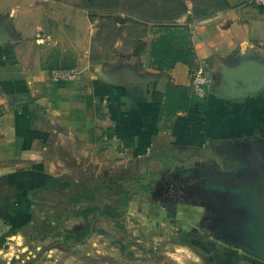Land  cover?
Returning <instances> with one entry per match:
<instances>
[{
  "label": "crops",
  "instance_id": "obj_1",
  "mask_svg": "<svg viewBox=\"0 0 264 264\" xmlns=\"http://www.w3.org/2000/svg\"><path fill=\"white\" fill-rule=\"evenodd\" d=\"M225 1L226 9L205 19L189 20L187 15L178 19L179 25L188 28L192 63L179 60L160 69L152 56V42L158 36L152 23L143 49L119 41L105 55L94 54L92 48L66 52L51 48L59 39L48 43L55 31L49 27H56L57 37L64 38L70 26L74 35L79 31L77 13L67 20L57 13L53 20L47 16L39 22L32 0H0V33L8 35L0 43V235L30 219L32 205L26 203L32 190L68 174L66 160L80 166L98 163L103 152L110 163L146 164L151 159L161 164L162 154L171 163L201 155L207 159L205 166L219 163L224 169L222 165H230L234 157L227 145L247 140L264 146V86L245 98H227L219 90L229 85L225 75L232 77L233 71L248 79L264 74V4ZM187 5L192 6L190 1ZM40 30L42 38L34 39ZM214 64L221 67L218 80L211 72ZM199 65L210 76L211 87L206 97L190 103V76ZM59 68H77L80 77L52 78L51 71ZM123 68L144 81L121 84L103 75ZM178 97L188 102L175 106ZM205 189L208 194H226L219 183ZM174 201L168 198L162 208L160 203H143L142 213L153 212V217L160 218L145 228L155 244V238L162 237L155 234L156 225L157 231L166 230L168 240L175 224L181 223L182 232L191 233L194 223L210 211L208 205L185 207ZM186 244L182 246L189 248ZM220 259L229 262V258ZM250 259L257 262L253 256Z\"/></svg>",
  "mask_w": 264,
  "mask_h": 264
},
{
  "label": "rangeland",
  "instance_id": "obj_2",
  "mask_svg": "<svg viewBox=\"0 0 264 264\" xmlns=\"http://www.w3.org/2000/svg\"><path fill=\"white\" fill-rule=\"evenodd\" d=\"M32 3L35 14H37L35 20L38 19L39 22H41V19H46L47 16H50L49 18L53 20L52 18H56L57 13L59 14V18H62L64 14V20H67L73 13L79 15L75 19V24L79 31L74 35L68 24L69 27L66 28L67 36H64V38L61 36L57 37L56 27H49V29L55 31H51L53 34L48 43L51 44L53 41L59 39L58 43L53 44L51 48H65L66 52H70L72 48H80L82 52L84 48H92L94 54L96 53V55L100 56L102 52L105 55L104 52L115 48L119 42L117 41L112 46L115 31L113 25L110 23V16L104 20L103 17L106 15L102 13L94 15L95 13H91L83 8V6H92L88 0H32ZM113 16L114 21L118 22L117 26L131 28L129 23H121L123 15L120 11L114 13ZM89 23L92 25H89ZM140 29L142 30V27ZM140 29H135L134 32H140ZM40 34H42L41 30L36 32L33 38L41 39L42 36ZM109 34L112 36L111 40L106 38ZM124 34L123 32L121 36ZM122 45L125 46L124 44ZM126 46L130 45L126 44ZM120 47V45H117L116 48ZM211 68L214 78L216 80L221 78L220 65L214 64L211 65ZM254 144L256 143H249L247 140H244L236 142L234 146L233 144L227 145V150L230 151L229 153L233 152L234 157L230 165H222L224 169L220 167L219 163L212 164L210 162V165L205 166L204 163L207 159L201 155L196 157L197 159L193 158L189 161L173 160L174 162L171 163L172 159L162 154L160 158L161 164L158 160L149 159L146 161V164L140 166L139 173L142 175L145 172L141 179L142 181H140L141 183L127 181L125 184L131 191H137L140 199L134 195L122 207L124 214L121 220L117 222H112L108 219L98 220L95 223L96 231L83 244L72 246L67 244L64 245L66 247L64 249L58 247L52 249L46 248L54 241L53 238L41 241L35 240L33 243H30L23 234H9L5 237L0 247V264H104L105 261L107 264H256L257 262L264 264V261L258 258L254 259L257 261L254 262L250 259L251 256L249 254L237 246L238 244H248L247 240L245 243L239 242L237 237L241 235L237 234V230L233 234L234 238L231 235L229 237L218 234L215 229L216 220H214V217L211 220L208 214L205 218L201 217V219H198L199 221L194 223L195 228L191 233L188 231L182 232L180 228L181 223L175 224L176 230L173 231L174 233L168 240L166 238L168 235L166 230L160 229L161 231L159 232L156 225L157 230L155 234L162 237L155 238V242L157 241L155 244L152 240L153 238L148 239L149 235L145 228L148 224L156 223L159 215L153 217V212H149L148 214L142 213L143 203H160L162 208L163 204L167 203L168 198L169 201L176 200L178 203L184 204V206L185 204L189 206L190 204L203 205L205 207L208 205L210 209L209 213L212 216L213 214H217L219 205L222 204L227 208L223 201L227 195H219L213 191H210L208 194L205 189L206 185L210 186V190L215 183L229 187L232 181L247 171L246 169L240 170L238 165L242 159L241 155L245 152L253 159V162L258 159H260L261 163L264 162V146L258 147V144ZM102 154L103 152L99 154L98 163L86 162L81 166L74 165L71 161L66 160V168L69 170V173L56 178L65 181L67 178H73L75 181H87L95 175L99 176L106 173L108 175L122 173L121 175L127 176L129 173L127 167L130 168L135 165L110 163L104 159ZM184 165L187 169H182ZM150 178H153L154 182L151 184L149 191L144 192L141 190L140 185L146 184ZM64 189L66 190L68 187L65 186ZM41 195L37 201L32 203L31 200L33 205L30 208L41 219L47 216H56L61 219L64 209L69 211L78 210V206L72 204L66 205L64 197L58 191L49 190L46 194ZM99 199H101V196H99ZM19 201L23 202V199ZM23 206L26 205L22 204ZM235 215L237 214L232 210L228 216L229 220L231 219L229 222L234 226L237 223ZM83 223L84 221L81 218L71 217L63 223V227L70 229L81 228ZM241 231V234H246L244 230L241 229ZM12 235L15 236L12 237ZM8 237L12 238L9 239ZM173 242L175 243L174 245L170 244ZM184 243H188L189 248L182 246ZM231 248L235 250V255L232 254L233 250ZM7 252L8 254L5 255ZM236 252L239 257H236ZM12 254H15V257L9 259L8 257L12 256ZM220 258H229V262L222 261ZM8 259L10 260L9 263Z\"/></svg>",
  "mask_w": 264,
  "mask_h": 264
},
{
  "label": "trees",
  "instance_id": "obj_3",
  "mask_svg": "<svg viewBox=\"0 0 264 264\" xmlns=\"http://www.w3.org/2000/svg\"><path fill=\"white\" fill-rule=\"evenodd\" d=\"M92 6H83L91 13H102L108 19L114 28L113 45L121 41L126 46L129 44L132 48H145L148 24L152 23L158 29V36L152 42V56L156 65L162 69L164 66L173 65L176 61L182 60L188 64L192 62L189 57L193 55L191 43L188 40V28L177 23L178 19L187 15L189 20L205 19L215 12L224 10L228 4L225 0H88ZM187 1L191 2V8ZM120 2V3H119ZM120 11L123 15V21L129 23L131 28L117 26L114 21V13ZM142 27V30L140 29ZM140 29V32H134ZM125 33L123 36L122 33ZM113 34V32H112ZM106 38L110 39L109 34ZM107 41V40H106ZM186 48V49H185ZM183 98V97H182ZM181 98V99H182ZM198 100L195 94L191 95L190 103ZM188 98L184 97L182 101L176 98L175 106L185 105ZM136 165V167H134ZM135 165L128 168V175H96L87 181L67 178L49 179L46 184L36 190H32L30 200L26 204L33 205L41 194H46L49 190L58 191L64 197L65 204L78 206V210L72 211L64 209L62 218L56 216H47L40 218L31 210L30 219L21 227L13 228L0 235V247L9 234L21 232L27 240H45L53 238L54 241L46 248L58 247L64 249V245L83 244L86 239L95 231V223L100 219H108L117 222L122 219L124 212L122 207L130 201L131 197L138 192L131 191L127 181L134 183L142 181L144 173H139L142 162H136ZM133 170V172H132ZM132 174H131V173ZM154 182L150 178L146 184L140 185L144 192L149 191ZM141 183V182H140ZM67 186L68 189H64ZM140 191V190H139ZM116 194V195H115ZM101 196V199H99ZM32 200V203H31ZM81 218L84 223L81 228H66L63 223L71 218ZM62 239V240H61ZM69 250V249H68ZM70 251V250H69ZM72 251V250H71Z\"/></svg>",
  "mask_w": 264,
  "mask_h": 264
},
{
  "label": "water",
  "instance_id": "obj_4",
  "mask_svg": "<svg viewBox=\"0 0 264 264\" xmlns=\"http://www.w3.org/2000/svg\"><path fill=\"white\" fill-rule=\"evenodd\" d=\"M7 39V34L0 33V43ZM103 75L108 81L121 84L144 81L128 68L105 71ZM228 76L225 75V78L229 85L219 86L220 94L227 98H245L255 94L264 86V74L248 79L243 74L233 71L232 77ZM240 79H243L242 85H238ZM250 166L251 170L245 171L232 181L230 189L224 186L227 189V196L223 201L228 209L235 210V214L238 212L235 215L237 234H241V229L247 232L245 235L248 244L237 246L250 256L264 261V162L261 163L258 159Z\"/></svg>",
  "mask_w": 264,
  "mask_h": 264
},
{
  "label": "built area",
  "instance_id": "obj_5",
  "mask_svg": "<svg viewBox=\"0 0 264 264\" xmlns=\"http://www.w3.org/2000/svg\"><path fill=\"white\" fill-rule=\"evenodd\" d=\"M255 4H264V0H252ZM51 76L54 79L68 81L75 80L80 77V70L77 68H59L51 71ZM190 87L198 98L207 96L211 87V79L203 65L194 68L190 76Z\"/></svg>",
  "mask_w": 264,
  "mask_h": 264
},
{
  "label": "flooded vegetation",
  "instance_id": "obj_6",
  "mask_svg": "<svg viewBox=\"0 0 264 264\" xmlns=\"http://www.w3.org/2000/svg\"><path fill=\"white\" fill-rule=\"evenodd\" d=\"M247 154L248 153L245 152V153H243L241 155L242 156L241 157L242 158L241 159L242 162L240 161V163L238 164L240 170L241 169L251 170V166H249V165L250 164L253 165L255 163V162H253V159H251V157H249ZM230 187L231 186H229V189H230ZM225 195L226 194H224V196ZM230 211H231L230 209L226 208L224 205L221 204V205L218 206V212H217V214H213V216H212V215H210V213H208V215H209L208 217L211 218V220L214 217V220H216V228L215 229H216V231H217L218 234L227 235L229 237L231 235V237H233V234H235L236 228H235V226L231 222H229L231 220V219L229 220V217H228ZM233 211H235V210H233ZM236 214H238V212ZM205 216H203V218H205ZM213 232H215V231H213ZM240 235L241 236H238L237 237L238 240H239V242L245 243V241L248 240V238L246 239V235L244 233H242Z\"/></svg>",
  "mask_w": 264,
  "mask_h": 264
}]
</instances>
